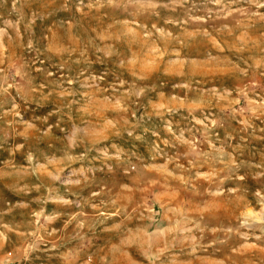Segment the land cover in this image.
I'll list each match as a JSON object with an SVG mask.
<instances>
[{"label":"rangeland","instance_id":"obj_1","mask_svg":"<svg viewBox=\"0 0 264 264\" xmlns=\"http://www.w3.org/2000/svg\"><path fill=\"white\" fill-rule=\"evenodd\" d=\"M0 264H264V0H0Z\"/></svg>","mask_w":264,"mask_h":264}]
</instances>
